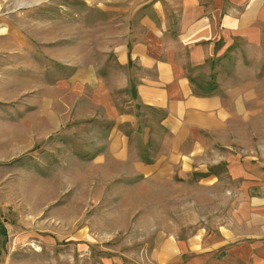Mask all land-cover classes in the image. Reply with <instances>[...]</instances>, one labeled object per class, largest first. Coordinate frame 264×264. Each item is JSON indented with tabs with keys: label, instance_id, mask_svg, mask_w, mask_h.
Masks as SVG:
<instances>
[{
	"label": "rangeland",
	"instance_id": "1",
	"mask_svg": "<svg viewBox=\"0 0 264 264\" xmlns=\"http://www.w3.org/2000/svg\"><path fill=\"white\" fill-rule=\"evenodd\" d=\"M160 2L166 10V0H0V206L28 231L22 255L40 251L30 262L161 264V250L237 229L228 150L186 143L181 162L157 160L171 154L161 113L137 100L141 68L119 61ZM52 64L61 129L31 135L21 115L48 92L32 79ZM260 75L253 71L258 96ZM14 118L21 129L10 131ZM234 125L240 136L224 142L251 143L254 161L264 162V119Z\"/></svg>",
	"mask_w": 264,
	"mask_h": 264
},
{
	"label": "crops",
	"instance_id": "2",
	"mask_svg": "<svg viewBox=\"0 0 264 264\" xmlns=\"http://www.w3.org/2000/svg\"><path fill=\"white\" fill-rule=\"evenodd\" d=\"M165 8L161 2L153 6L149 15L154 16L141 21L145 32L134 39L130 51L127 46L120 49L119 61L141 68L137 100L161 113L164 152L171 154L157 160L176 164L187 152L200 151L197 145L204 152L228 150L231 180L239 184L233 191L239 203L237 229L229 230L228 236L211 244H203L200 238L187 241L183 251H178L182 247L178 245L161 250L160 262L264 264V162L254 161L251 143L236 150L235 142H224L226 136H240L234 125L238 120L248 128L254 119H264V92L256 95L259 83L253 78V71L259 70L264 87V0H166ZM255 63L259 67L254 69ZM32 80L38 90L48 92L29 103V112L20 121L31 135H54L62 123L60 108L54 110L55 102H60L54 95L55 89L59 93L60 71L52 64ZM119 119L126 122L132 117ZM19 123L14 118L6 127L18 130ZM186 143L192 144L191 151ZM26 232L8 222L0 206V264H39L34 260L40 259V251L26 248L22 255V242H29ZM28 253L36 257L31 262Z\"/></svg>",
	"mask_w": 264,
	"mask_h": 264
}]
</instances>
